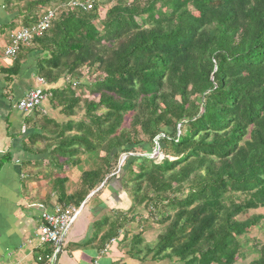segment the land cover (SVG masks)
<instances>
[{
    "label": "trees",
    "instance_id": "1",
    "mask_svg": "<svg viewBox=\"0 0 264 264\" xmlns=\"http://www.w3.org/2000/svg\"><path fill=\"white\" fill-rule=\"evenodd\" d=\"M70 1L8 7L31 27ZM76 1L92 7L63 9L29 52L48 86L66 76L82 91H46L68 117L83 113L43 122L51 166L63 174L95 154L104 166L61 204L79 207L121 170L131 205L101 222L104 247L136 226L137 263L264 264V0ZM141 221L161 228L154 241H143Z\"/></svg>",
    "mask_w": 264,
    "mask_h": 264
},
{
    "label": "crops",
    "instance_id": "2",
    "mask_svg": "<svg viewBox=\"0 0 264 264\" xmlns=\"http://www.w3.org/2000/svg\"><path fill=\"white\" fill-rule=\"evenodd\" d=\"M9 1L0 0V264H144L128 259L130 254L128 248L123 249L126 247L123 236L106 247L101 239L107 230L101 222L109 217V211L114 212L108 196L111 191L119 192L116 182L101 193L100 189L90 194L89 199L97 200V205L86 203L57 256L53 246L42 243L39 235L42 212L61 204L62 192L71 196L78 190L70 187L72 179L68 173L59 174L51 166L48 146L54 142H45L43 137L54 131L48 127L43 131L42 125L48 120L63 126L79 121L81 116L68 117L51 97L30 115L17 109L18 102L38 86L40 55L29 54L32 43L23 47L15 59L5 56L9 33L24 27L23 17L13 11L14 7H8ZM73 83L64 76L44 90L63 89ZM75 91L79 93L80 88ZM59 179L66 181L63 189L58 186Z\"/></svg>",
    "mask_w": 264,
    "mask_h": 264
},
{
    "label": "built area",
    "instance_id": "3",
    "mask_svg": "<svg viewBox=\"0 0 264 264\" xmlns=\"http://www.w3.org/2000/svg\"><path fill=\"white\" fill-rule=\"evenodd\" d=\"M88 4L89 2L81 3L80 1L72 0L63 6L48 7L42 12L35 25L13 30L9 33V45L5 51V56L15 59L22 47H28L35 40L41 38L50 29L52 23L63 9H82L86 11L90 10L92 7ZM37 84L38 86L34 90L29 91L18 102L17 109L26 115H30L34 111L40 109L44 101L48 100L49 95L44 90L47 83L43 79L38 78ZM77 86L78 84L76 82L72 85L74 90ZM163 159L160 162H162ZM155 160L157 161V159ZM85 205L86 202H83L79 207L57 204L51 211L44 210L42 212L41 225L39 227L40 239L44 245H51L54 247V256H57L61 252L68 233L82 214ZM111 243H115V240ZM39 261H41V259H39Z\"/></svg>",
    "mask_w": 264,
    "mask_h": 264
},
{
    "label": "rangeland",
    "instance_id": "4",
    "mask_svg": "<svg viewBox=\"0 0 264 264\" xmlns=\"http://www.w3.org/2000/svg\"><path fill=\"white\" fill-rule=\"evenodd\" d=\"M105 13L103 12L102 13V16L104 15ZM84 74H87V72L85 71V73ZM82 80V79H81ZM83 81H85V82H87L88 80L87 79H83ZM79 85H80V83H79ZM82 92V91H81ZM81 92H79V94L81 93ZM92 99V98H91ZM78 116H83V113H80V114H78ZM158 152H160V150H158V148L153 152V154L149 157V158H151V159H157V163L158 162H160L163 158H164V155L160 152L159 154H158ZM137 155L138 156H143V157H147L148 156V154H146V153H143V151H140V150H138L137 151ZM93 157L92 158H88L87 156L85 157V158H83L82 160H81V162H78V164L76 165V167L74 168V169H69V170H67V172L66 173H68L67 175H69V177H70V179H72L71 180V186L70 187H72V189H75L76 187L77 188H79V184H80V182H81V177L83 176V174L84 173H86V172H91V171H98V170H100V169H102V167H104L102 164H101V162H99V158H97V155L95 154V155H92ZM125 157H122V159H121V164L119 165L120 167L122 166V161H123V159H124ZM125 160V159H124ZM172 160H174V159H172ZM78 161V160H77ZM79 161H80V159H79ZM95 171V172H96ZM66 173H63V175H65ZM119 173V174H118ZM117 174H118V176H116L117 178H115L116 180H111L110 182H108V186L113 182V184L115 185V182H116V185H115V188L118 186L119 187V192L118 193H116L115 191H111L110 192V195L108 196L109 197V201L110 202H112L111 204H110V206L112 205L113 207H114V210H116V211H114V212H111V211H109L108 212V215H109V218L110 219H113L114 217L113 216H116V214L117 213H119L118 211H122L124 214H126L127 213V210L130 208V205H131V203H130V201L127 199V196H126V194H123L122 193V189H121V184H119L118 183V179H121V176H122V172H121V170L118 172ZM66 175V176H67ZM107 186V187H108ZM77 188H76V190H77ZM100 189H102V187L100 188ZM99 189V190H100ZM114 190V189H113ZM75 191V190H74ZM112 195L114 196V198L112 197ZM96 197V196H95ZM107 197V198H108ZM86 202H87V204L89 203V205H97V204H95L96 202H97V200H94V199H89V197L86 199ZM98 203V202H97ZM88 205V206H89ZM87 206V207H88ZM105 210V209H104ZM114 213V214H113ZM145 214V212H143V215ZM81 218H82V216H81ZM128 218H130V214H129V216H128ZM110 221H112V220H110ZM143 221H145V220H143ZM143 221H141V223H140V225L142 226V228L143 229H146V231L143 233V236H142V239H143V241H145L146 243H150V242H152V241H154L156 238H157V236L161 233V228L158 226V224H156V223H153V221H152V223H150V224H146V223H144ZM104 225V224H103ZM105 226H107V229H108V224L107 225H105ZM135 227V229H136V226H134ZM129 228L130 229H132L131 228V226H129ZM135 229H132L133 230V232H131L130 233V235L128 236V239H127V241L126 242H124L125 243V246L126 247H124L123 249L124 250H126L127 248H128V250H129V248H130V245H131V243H132V241H133V238H134V236H136L138 233H140L141 232V230H135ZM122 234L119 236V238L118 239H122ZM252 237H256V235L255 234H252L251 235ZM118 245H120V241H119V243H117ZM121 247V246H120ZM131 257H130V255H128V259L129 260H131L130 259ZM134 259H136V258H134ZM135 261V260H134ZM123 262L125 263L126 262V260L125 259H123ZM139 262V261H138ZM167 262H162V263H158V262H151L150 260H147V261H145V263L144 264H166Z\"/></svg>",
    "mask_w": 264,
    "mask_h": 264
},
{
    "label": "clouds",
    "instance_id": "5",
    "mask_svg": "<svg viewBox=\"0 0 264 264\" xmlns=\"http://www.w3.org/2000/svg\"><path fill=\"white\" fill-rule=\"evenodd\" d=\"M76 82H77V81H76ZM72 89H73V87H72ZM124 159H125V158H124ZM124 159H123L122 163L125 161ZM102 186H104V184H103ZM85 202H86V200H85ZM86 203H87V202H86Z\"/></svg>",
    "mask_w": 264,
    "mask_h": 264
},
{
    "label": "water",
    "instance_id": "6",
    "mask_svg": "<svg viewBox=\"0 0 264 264\" xmlns=\"http://www.w3.org/2000/svg\"><path fill=\"white\" fill-rule=\"evenodd\" d=\"M158 154H159V152H158ZM103 187V186H102Z\"/></svg>",
    "mask_w": 264,
    "mask_h": 264
}]
</instances>
